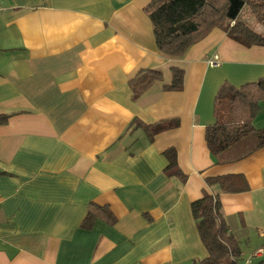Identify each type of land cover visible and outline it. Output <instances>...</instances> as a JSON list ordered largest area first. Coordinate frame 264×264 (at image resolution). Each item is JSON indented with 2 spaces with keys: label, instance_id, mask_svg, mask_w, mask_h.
Listing matches in <instances>:
<instances>
[{
  "label": "crops",
  "instance_id": "0c3cea01",
  "mask_svg": "<svg viewBox=\"0 0 264 264\" xmlns=\"http://www.w3.org/2000/svg\"><path fill=\"white\" fill-rule=\"evenodd\" d=\"M148 3L0 0V115L9 116L0 125V264L200 261L207 254L190 204L205 191L219 194L239 242L261 239L249 254L264 264V147L247 154L254 132L217 156L205 142L206 128L227 119L220 88L264 79V47L214 29L182 57L164 56ZM215 55L219 66L210 67ZM171 66L184 70L181 91L162 89ZM146 70L162 80L134 98L130 82ZM134 121L177 126L150 139ZM169 148L184 182L164 172ZM237 174L247 191L206 186ZM103 205L116 223L81 229L87 210Z\"/></svg>",
  "mask_w": 264,
  "mask_h": 264
},
{
  "label": "trees",
  "instance_id": "16d2710c",
  "mask_svg": "<svg viewBox=\"0 0 264 264\" xmlns=\"http://www.w3.org/2000/svg\"><path fill=\"white\" fill-rule=\"evenodd\" d=\"M244 6L248 7L251 17L262 27L260 32L254 31L239 19ZM144 12L152 24L156 49L170 58L182 57L191 46L203 40L214 29L225 32L231 40L243 47H264V0H149ZM169 70L170 80L162 89L181 91L184 70L176 66H171ZM161 80L162 73L158 70H146L138 74L130 82L133 97ZM223 101L227 106L229 120L217 121L206 128L205 142L210 154L219 155L253 132L257 143L247 154L263 148L264 127L255 129L253 122L260 104L264 102V79L239 87L222 86L216 95V104ZM8 118V115H0V125L5 124ZM134 124L142 127L150 139L163 130L177 126V122H172L150 130L140 122L134 121ZM163 155L168 162L165 174L184 182L185 176L176 167L174 149L165 150ZM205 183L208 189L216 186L220 193L234 194L248 190L247 182L240 174L206 178ZM190 212L207 254L204 259L191 264H240V242L223 218L219 194L205 191L201 198L190 204ZM96 220L109 226L116 223L110 209L103 205L90 207L79 226L89 230ZM260 251L264 253V235Z\"/></svg>",
  "mask_w": 264,
  "mask_h": 264
},
{
  "label": "rangeland",
  "instance_id": "374dc122",
  "mask_svg": "<svg viewBox=\"0 0 264 264\" xmlns=\"http://www.w3.org/2000/svg\"><path fill=\"white\" fill-rule=\"evenodd\" d=\"M239 19L242 20L243 22H245L251 29H253L256 32H260L262 29L260 24H258L251 17L247 6H244L243 9L241 10L240 15H239ZM217 108H218L219 114L220 115H226L227 114V119L229 120L228 110H227V106H226L225 102L224 101L220 102L218 104ZM256 118H257V120L255 121L254 126L257 128H263L264 127V102L260 104V107H259V110L256 114L255 119ZM227 119L221 118L220 122H225ZM260 240L261 239L257 235H254V237L250 239V242L247 240H241L240 247H241V250H243V255L241 257L240 264H244V261L252 256L253 253L249 254V252H250V250H253L255 246H259ZM261 257H264L263 253H261ZM251 258H252V261H255V262H257V260H259L258 257L252 256ZM263 260H264V258H263Z\"/></svg>",
  "mask_w": 264,
  "mask_h": 264
},
{
  "label": "built area",
  "instance_id": "2783aa9c",
  "mask_svg": "<svg viewBox=\"0 0 264 264\" xmlns=\"http://www.w3.org/2000/svg\"><path fill=\"white\" fill-rule=\"evenodd\" d=\"M207 64L210 66V67H217V66H219V59H218V57L215 55V56H213L212 58H210V59H208L207 60ZM259 252H261V251H259ZM257 253L256 254H254V255H252L253 257H257ZM251 256V257H252ZM251 257H249L248 259H246L245 261H244V264H254L253 263V261H252V258Z\"/></svg>",
  "mask_w": 264,
  "mask_h": 264
}]
</instances>
